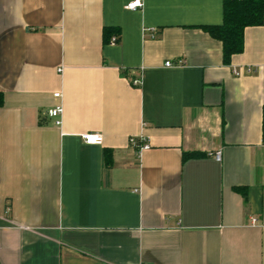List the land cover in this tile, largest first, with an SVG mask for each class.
<instances>
[{"label":"crops","instance_id":"0c3cea01","mask_svg":"<svg viewBox=\"0 0 264 264\" xmlns=\"http://www.w3.org/2000/svg\"><path fill=\"white\" fill-rule=\"evenodd\" d=\"M134 1L0 0V264H264V25Z\"/></svg>","mask_w":264,"mask_h":264},{"label":"trees","instance_id":"16d2710c","mask_svg":"<svg viewBox=\"0 0 264 264\" xmlns=\"http://www.w3.org/2000/svg\"><path fill=\"white\" fill-rule=\"evenodd\" d=\"M262 25H264V0H224L222 24L205 26L203 29L212 38L221 42L223 63L230 65L233 56L243 53L245 49V29ZM113 33V30L105 29L104 37L106 41ZM2 104L3 98L0 94V106ZM199 156H201L199 153H186L183 158L186 160ZM107 165L109 166V163ZM239 190L241 191V189Z\"/></svg>","mask_w":264,"mask_h":264},{"label":"built area","instance_id":"2783aa9c","mask_svg":"<svg viewBox=\"0 0 264 264\" xmlns=\"http://www.w3.org/2000/svg\"><path fill=\"white\" fill-rule=\"evenodd\" d=\"M143 7V2L142 0H135L134 2L130 3L129 5L126 6L127 9H130V10H135L137 8H142ZM152 37L155 36V33L156 31L155 30H151L150 31ZM117 41H118V37H113L111 39V42L110 44L111 45H116L117 44ZM183 65V60H178L176 63H172V62H167L166 63V66L168 67H172V66H181ZM235 75L236 76H240L241 74L239 72H236L234 71ZM133 85L134 86H139L140 85V79H137V80H134L133 81ZM55 97H61V94L60 93H56L55 94ZM62 113H63V108L61 106L59 107H56L52 110H49L48 114L50 117L56 119V124L57 125H60L61 123V116H62ZM83 140L86 144H89V145H101L103 143V138L100 134H85L83 135ZM136 141L133 139L131 140V145L132 146H136ZM147 145H143L141 149H147Z\"/></svg>","mask_w":264,"mask_h":264}]
</instances>
